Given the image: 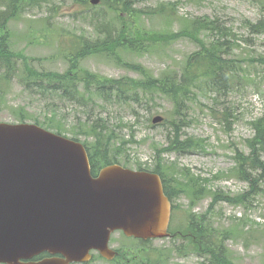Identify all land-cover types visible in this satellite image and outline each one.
I'll list each match as a JSON object with an SVG mask.
<instances>
[{"label": "rangeland", "instance_id": "obj_1", "mask_svg": "<svg viewBox=\"0 0 264 264\" xmlns=\"http://www.w3.org/2000/svg\"><path fill=\"white\" fill-rule=\"evenodd\" d=\"M170 1L177 0H137L133 13L123 18L122 22L131 27L130 31L140 32L138 38L146 42L144 48L123 47L115 53L89 55L78 61L79 67L73 72L88 70L104 78L141 79V72L129 68L132 64L141 65L149 70L150 73L145 71L148 75L159 77L170 68H182L183 61L198 51L199 45L189 38L154 44L156 38L170 33L169 30H179L185 23L184 20L182 22L184 16H222L224 23L233 29V40L224 57L233 62V68L237 62L236 71L240 76L231 79L220 94L209 91L204 81H198L193 85L195 92L189 89L188 108L181 114L167 96L141 91L143 87H138L139 97L148 100L138 105L137 116L116 102L104 100L90 102V107L84 108L76 100L57 99L52 107L51 101L26 91L20 77H7L5 69L0 67V89L3 91L0 121L20 123L24 117L26 122L37 123L53 132L57 131L56 126H60L61 134L77 138L89 149L94 145V139L86 132L85 114L91 108L100 109L109 126L116 130L118 138L128 141L124 146L115 142L116 148H112L110 153L112 158L117 154L114 162L131 169L162 170L163 177L171 181L169 185L174 196L172 232L186 230L192 213L198 216L206 214L211 216L218 230L233 227L242 230L235 233L233 228L225 241L231 263L264 264V179L262 183L254 179L259 192L256 195L253 193L251 205L222 200L210 209L214 198L212 193L216 192L215 197L223 198L252 192L249 183L237 177L238 172L232 170L237 166L235 150L249 152L250 137L254 134L252 121L264 113V32L253 34L245 24L246 20L256 22L264 19V6L261 0H181L180 17L174 19L168 18L169 11L159 14L158 7L151 9ZM75 9L74 0L28 3L22 13L6 23L5 32L11 49L27 55L30 64L37 70L66 72L72 62L65 55L69 46L77 41L74 36L85 35L94 40L99 35L91 19H83ZM5 10L6 6L0 3V12ZM89 11L92 17L102 22L114 20V16L102 6L92 7ZM102 26L111 35H118L112 31L114 25L102 23ZM65 38L68 41L65 42ZM204 38L207 42L211 41L209 37ZM22 60L19 59L21 70ZM225 112L228 114L227 121L220 120ZM155 113L162 114L168 123L152 127L154 124L150 118L157 115ZM119 119L130 127L119 129ZM49 120L55 127L45 125ZM177 125L184 139L180 142L190 144V138L204 140L206 150L196 147L179 150V145L169 146ZM104 165L102 158L93 163L95 170ZM217 174L219 178L225 177L216 179L214 176ZM195 178H198L196 183ZM196 187L203 191L194 190ZM192 197L199 198L192 203ZM111 245L126 255L125 260L108 261L96 252L93 260L86 264H132L139 260L140 255L146 261L152 259L154 263L158 253H162L165 259L170 258L169 264H213L207 261V256L195 251L189 241L179 237L144 243L117 231L112 235Z\"/></svg>", "mask_w": 264, "mask_h": 264}, {"label": "water", "instance_id": "obj_2", "mask_svg": "<svg viewBox=\"0 0 264 264\" xmlns=\"http://www.w3.org/2000/svg\"><path fill=\"white\" fill-rule=\"evenodd\" d=\"M171 208L158 174L111 164L94 177L81 142L0 122V263L71 264L92 250L112 260V232L167 237ZM44 252L63 256L30 260Z\"/></svg>", "mask_w": 264, "mask_h": 264}, {"label": "trees", "instance_id": "obj_3", "mask_svg": "<svg viewBox=\"0 0 264 264\" xmlns=\"http://www.w3.org/2000/svg\"><path fill=\"white\" fill-rule=\"evenodd\" d=\"M135 1L137 0H102L103 9L114 16L113 21L103 20L102 22L91 16V12L89 11L91 7L88 0H74L76 8L79 9L78 14L82 17L90 18L99 35L94 40L85 35L74 36L77 41L69 46L68 52L65 55V58L71 61L72 65L66 72H59L41 71L34 68L30 64L27 55L11 49V44L5 32L6 23L11 18L22 13V10H24L28 3L34 4L37 3V0H0V3L6 6V10L3 13L0 12V30L3 33L0 35V67L5 69V76L9 77L11 75V78L15 76L20 77L26 91L35 96H40L47 101H51L52 107H54L55 100L57 99L76 100L84 108H89L90 102L104 100V102H116L122 108L130 109L135 116L138 115V105L148 100L139 97L138 87L144 88L141 91L157 92L158 94L167 96L174 103V106L179 111L178 113L181 114L188 108L187 95L189 89H191V84L195 80L199 81L202 79L205 81L209 91L210 88L221 91L226 87L229 80L237 75L236 71L234 69L232 70L233 63H231V60L224 58V53L229 49V45L233 40V29L224 25L219 16L213 18L205 16L184 18L186 23L179 31L173 32L175 34L174 39L190 37L199 43L200 49L197 53L187 57L180 70L166 75V78L163 75L159 78L151 74L148 75L145 72L148 71L146 68L141 65L136 66L132 64H130L131 68L143 74L144 77L142 79L104 78L88 70L84 71V73H80V71L73 72V70L79 67L78 61L86 58L90 54L103 52L115 53L123 47L144 48L145 40L138 38L140 37V32L130 31L131 27L122 22L125 15H131L133 13ZM170 4L169 11L173 15H177L179 13L177 3ZM160 13H165V9L162 8ZM102 23L114 25L112 31L118 33V35H111V32L103 27ZM246 23L252 33L264 31V19L258 22L246 21ZM104 33L107 34L104 35ZM204 33L209 34V37H213L209 45L201 40V38L205 39ZM169 39L171 38L162 39L159 36L156 38L154 44L161 45L167 43ZM66 41L68 40L65 38ZM20 58L23 59L22 70L19 68ZM2 95L3 91L0 89V110L2 108ZM214 114L216 117V113ZM223 115V119L216 118L227 121V112L223 113ZM85 116L86 132L92 135L94 139V145L88 149L90 159L93 163L97 158H102L105 164L114 162L117 154L112 158L110 153L113 151L112 148H116L115 142L124 146L128 141L118 138L119 136L116 130L109 126V122L103 118V112L100 109L95 110V108H91L90 112L85 114ZM21 121H25V118H21ZM36 121L41 122L38 119ZM167 121L165 120L163 124H167ZM253 121L254 134L250 140V151L249 153H245L238 148L235 150L237 166L233 169L238 172L240 179L250 184L252 192L241 193L234 197L224 196L223 198L215 197L216 192L212 193L214 198L211 202L212 207L210 209L222 200L246 203L251 199V196L253 199L254 191L255 194L258 193L254 179L257 178L258 183L264 179V113ZM45 125L55 127L51 125L50 120L45 122ZM123 127L129 128L130 124L119 119L118 128L122 130ZM176 128L177 130H173L168 142L172 147L179 145V150L193 147L206 150L204 140L196 141L194 138H190L193 145L191 142L190 144L188 142H180V140L184 139L181 136L178 125ZM56 129L57 132H62L60 126H56ZM195 142H200V144L197 145ZM93 171L95 172V169ZM214 178L218 179L219 175H215ZM197 179H194L195 183ZM194 190L198 191V187ZM168 195L170 197L173 196L172 192L168 193ZM194 202L195 200L192 199V203ZM188 228H190V231L189 233L184 232V238L190 240L189 242L195 251L206 255L208 262L213 264H233L225 247V241L229 233H232V229L235 228L236 230V227L221 231L214 227L211 216L207 217L206 214L195 216L191 214V218L188 221ZM238 231L242 230L237 229L235 233ZM151 242L152 240H149L144 243ZM153 261L154 263H152V259L146 261L143 255H140L139 260L134 261L132 264H169L170 258L167 257L165 259L162 253H158L157 259ZM127 263L125 262V264Z\"/></svg>", "mask_w": 264, "mask_h": 264}]
</instances>
